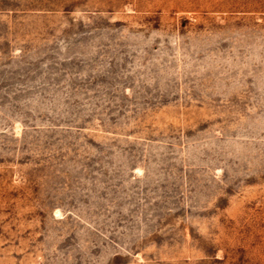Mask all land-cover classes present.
<instances>
[{
	"label": "rangeland",
	"instance_id": "1",
	"mask_svg": "<svg viewBox=\"0 0 264 264\" xmlns=\"http://www.w3.org/2000/svg\"><path fill=\"white\" fill-rule=\"evenodd\" d=\"M0 264H264V0H0Z\"/></svg>",
	"mask_w": 264,
	"mask_h": 264
}]
</instances>
